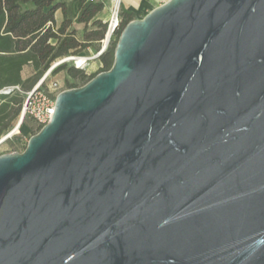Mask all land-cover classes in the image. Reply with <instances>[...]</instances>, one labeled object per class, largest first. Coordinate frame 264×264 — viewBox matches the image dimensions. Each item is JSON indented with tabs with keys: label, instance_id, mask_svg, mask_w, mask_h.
I'll list each match as a JSON object with an SVG mask.
<instances>
[{
	"label": "water",
	"instance_id": "1",
	"mask_svg": "<svg viewBox=\"0 0 264 264\" xmlns=\"http://www.w3.org/2000/svg\"><path fill=\"white\" fill-rule=\"evenodd\" d=\"M0 264H264V0H168L0 155Z\"/></svg>",
	"mask_w": 264,
	"mask_h": 264
},
{
	"label": "trees",
	"instance_id": "2",
	"mask_svg": "<svg viewBox=\"0 0 264 264\" xmlns=\"http://www.w3.org/2000/svg\"><path fill=\"white\" fill-rule=\"evenodd\" d=\"M74 1L79 10L77 21L86 24L83 40L78 39L73 30H67L69 22L66 19L57 25L55 13L61 7L60 0H0V89L18 87L0 96V140L10 130V125L19 119L25 93L39 83L55 61L79 55L93 43L98 44L97 51L100 49L108 22L96 17L104 9V2ZM136 18V12L120 2V25L107 50L99 56L102 65L98 72L87 75L83 69L63 63L55 67L52 74L66 69V87L73 88L79 86L70 83L69 78L88 82L98 73L109 70L114 63L116 44L123 28ZM26 65H31L34 73L23 78L22 71ZM46 84L47 81L43 87Z\"/></svg>",
	"mask_w": 264,
	"mask_h": 264
},
{
	"label": "rangeland",
	"instance_id": "3",
	"mask_svg": "<svg viewBox=\"0 0 264 264\" xmlns=\"http://www.w3.org/2000/svg\"><path fill=\"white\" fill-rule=\"evenodd\" d=\"M74 3H73V2ZM95 2L102 1L104 2V9L97 14L96 19L101 20L102 22H108L112 19L113 13L116 8V2L117 0H93ZM166 0H157L155 5H162L165 3ZM168 1V0H167ZM61 7L59 8V18L58 21H56L57 25L60 26L62 21L66 19L68 23L67 30L68 31H74L78 39L83 40L85 31H82V27L86 28V24L84 22H78L77 21V15L79 13L77 2L74 0H60ZM162 3V4H161ZM159 6V5H158ZM157 7V6H156ZM149 7H145L142 11L138 12L137 18H143L146 14H148L150 11ZM77 27H80L78 30ZM89 27H91L89 25ZM83 35V37L81 36ZM98 44L93 43L92 46L86 47L82 52H85L87 55H95L97 52ZM54 64V63H53ZM102 63L99 58H95L90 62V65L87 67L86 72L87 75H91L93 73L98 72L99 68L101 67ZM67 66L71 67L74 66V62L70 61L67 62ZM34 73L33 67L31 65L25 66L22 71L23 78H27L31 76ZM67 71L62 70L58 72L57 74H52L48 79L47 83H50L54 80L60 81L62 84L66 86V80H67ZM70 83H76L78 86L84 85L87 81H83L80 79H73L69 78ZM19 120H16L14 123L10 125V130L6 134H8L10 131H13L17 128V123ZM39 125L38 123L32 118V117H26L23 121V124L20 125L19 133L13 135L12 137L8 138L4 142L0 144V155L11 153V152H22L28 143V140L39 131ZM5 136V135H4Z\"/></svg>",
	"mask_w": 264,
	"mask_h": 264
},
{
	"label": "built area",
	"instance_id": "4",
	"mask_svg": "<svg viewBox=\"0 0 264 264\" xmlns=\"http://www.w3.org/2000/svg\"><path fill=\"white\" fill-rule=\"evenodd\" d=\"M119 6L120 4H118V6L115 8L116 19L114 20L112 17V19L109 21L105 37L101 40L100 49L96 52L95 55H70L58 59L45 73L39 83H37L30 91L25 93L26 96L23 102L21 114L19 116V118L21 119V124L23 123L26 117H32L40 127H43L51 121L53 113L55 111L57 95L61 91L68 88L58 80H54L50 83H47L46 87H43V83L47 81V79L52 75V70L55 67L63 63L72 61L74 62V67L86 70L93 59L98 58L102 53L107 50L108 46L111 43V40L115 35L116 29L120 25ZM15 88L18 87H4L0 89V96L2 94L11 93ZM17 133H19L18 128L15 131H10L8 134L1 138L0 144Z\"/></svg>",
	"mask_w": 264,
	"mask_h": 264
},
{
	"label": "crops",
	"instance_id": "5",
	"mask_svg": "<svg viewBox=\"0 0 264 264\" xmlns=\"http://www.w3.org/2000/svg\"><path fill=\"white\" fill-rule=\"evenodd\" d=\"M157 0H120V2L123 3V5L130 10H133L136 12V14L140 11H142L145 7H149L150 10L154 9L156 6L160 5H155ZM167 1V0H166ZM164 1V2H166ZM73 2V1H72ZM74 3V2H73ZM162 4V3H161ZM149 10V11H150ZM55 17H56V21H58L59 18V9L56 11L55 13ZM62 21H63V17H62ZM77 29L79 30L80 27H77ZM85 27H82V31L84 32ZM83 37V35H81ZM87 54L85 52H81L79 54V56H86ZM99 58V57H98ZM28 66V65H26Z\"/></svg>",
	"mask_w": 264,
	"mask_h": 264
},
{
	"label": "bare ground",
	"instance_id": "6",
	"mask_svg": "<svg viewBox=\"0 0 264 264\" xmlns=\"http://www.w3.org/2000/svg\"><path fill=\"white\" fill-rule=\"evenodd\" d=\"M118 4H119V0H117V2H116V7L118 6ZM115 12H116V11H114V13H113V19H114V20L116 19V14H115ZM80 58H81V57H80ZM80 58H79V59H80ZM80 60H81V59H80ZM18 120H19V122L17 123V128H19L20 125H21V119L19 118ZM17 128H16V129H17ZM16 129H15V130H16ZM15 130H13V131H15Z\"/></svg>",
	"mask_w": 264,
	"mask_h": 264
}]
</instances>
